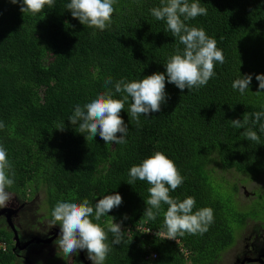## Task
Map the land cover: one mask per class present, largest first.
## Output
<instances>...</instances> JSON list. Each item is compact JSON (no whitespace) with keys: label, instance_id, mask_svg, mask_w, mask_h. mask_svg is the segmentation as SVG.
Listing matches in <instances>:
<instances>
[{"label":"trees","instance_id":"trees-1","mask_svg":"<svg viewBox=\"0 0 264 264\" xmlns=\"http://www.w3.org/2000/svg\"><path fill=\"white\" fill-rule=\"evenodd\" d=\"M68 3L54 0V7L33 15L23 14L19 3L0 0V121L5 125L0 145L15 172L7 190L30 199L42 193L40 207L51 221L60 201L87 198L94 206L103 196L119 193L123 202L118 208L100 221L92 217L106 231L110 223L122 222L120 245H112L108 232L111 251L104 264H222L249 219L264 222L255 202L250 210L242 203L241 182L227 176L237 171L261 179L264 188V118L252 123V113L264 112V90L255 78L264 74V0H199L207 15L186 23L216 39L224 63L216 62V74L198 90L182 92L166 79V103L160 112L141 115L139 124L128 115L129 97L120 113L128 124L124 144H105L99 135L86 140L87 133H79L68 118L77 105L109 88L113 98L122 99L126 93L114 91L121 79L166 73L168 59L184 45L151 14L161 0H117L111 26L103 31L73 18ZM245 74L252 75V82L241 94L232 84ZM109 76L113 84L106 86ZM245 113L249 123L234 128L231 120H242ZM247 128L257 132L258 142L245 139ZM157 151L173 160L184 177L170 196L181 202L193 197V212L213 209L214 220L203 235L167 239L168 205L163 203L155 220L143 216L151 185L128 184L129 170ZM255 200L264 203V191ZM0 241L6 247L0 250V264H13L12 234L0 229ZM58 257L45 264H66Z\"/></svg>","mask_w":264,"mask_h":264},{"label":"clouds","instance_id":"clouds-1","mask_svg":"<svg viewBox=\"0 0 264 264\" xmlns=\"http://www.w3.org/2000/svg\"><path fill=\"white\" fill-rule=\"evenodd\" d=\"M10 2L19 3L23 14L30 12L35 15L44 11L45 6L54 7V0H10ZM116 3L117 0H70L66 8L82 25L103 31L111 26ZM150 12L156 20L166 22L167 30L173 37L178 38L184 48L182 52L177 48L176 54L168 59L165 64L166 73L156 72L139 81L128 82L121 79L115 82L114 91L126 93L122 99L113 98V91L109 88L83 106L77 105L68 121L73 126H78L79 133H87L86 140L94 139L99 135L105 144L127 143L125 137L128 133V124L120 113L125 109L129 97L132 103L128 115L139 124L141 115L148 117L151 113L160 112L161 105L166 103V79L182 92L184 89L198 90L206 86L216 74V62L221 65L224 63L223 50L217 47L216 39L209 37L202 27L197 28L186 23L198 16L207 15V9L200 5L199 0L192 3H189V0H161V6L150 9ZM255 78L259 81V89L264 90V74H258ZM251 82V74L241 75L234 80L232 87L244 94L249 90ZM112 84V78L107 77L105 85ZM259 92L262 91L256 93ZM262 118L264 112L252 113L253 124L258 123ZM249 119V115L245 113L242 120L233 119L231 123L234 128L241 129L249 123ZM4 127V123L0 121V129ZM64 127L65 124L57 130H63ZM260 131L264 132V124H260ZM242 134L248 141L258 142L260 139L257 132L251 128H247ZM14 177L15 172L12 170L7 150L0 145V209L7 207L13 197L7 189L14 184ZM129 177L127 183L130 185L136 180L147 181L151 185L148 188L150 196L145 201L147 207L143 216L155 220L162 203L168 205L164 213L167 239L176 240L178 235L183 236L185 233L203 235L208 231L214 220L213 209L206 207L193 212L196 204L193 197H187L181 202L170 196V190L175 191L183 183L184 177L173 160L165 154L157 151L144 159L141 164L132 166ZM122 202L119 193L103 196L94 206L87 198L80 203L58 202L51 214L52 226L60 225V235L53 242L57 250L71 258L78 255L79 251L82 255V250H87L88 259L92 264H104L111 251L107 243L108 232L114 237L112 245H120L124 238L122 222L110 223L106 231L99 223H94L92 217L100 221L102 216L118 208ZM124 218L127 219L126 216Z\"/></svg>","mask_w":264,"mask_h":264},{"label":"rangeland","instance_id":"rangeland-1","mask_svg":"<svg viewBox=\"0 0 264 264\" xmlns=\"http://www.w3.org/2000/svg\"><path fill=\"white\" fill-rule=\"evenodd\" d=\"M43 51L47 53V48L46 47L43 48ZM227 172H228L227 176L231 181L238 180L239 182H241L239 196L241 198L242 203L246 204L245 207L250 210L253 206V203L255 202L254 210L257 213L264 212L263 201L258 202L257 200H255L258 194L264 191L262 180L253 179L249 177V175L240 172L237 173V171H227ZM42 195H43L42 193L36 195L33 199V202L31 200L29 202L20 200V202L24 201L25 203L24 204L25 207H21V209H23L21 212L22 216L20 217L21 218L20 224L22 226H24L25 223L30 222L33 218H36L37 216L41 217V215L46 214L43 208L39 207L40 198L42 197ZM20 202L19 204H21ZM36 211L38 213H36ZM4 221H5V216L0 215V222L2 223ZM44 221L48 224L50 223L49 219H44ZM249 221L250 222L245 227L242 235H239L238 242L225 253L222 264H240L243 258H245V256L252 258H261L263 261L258 260L254 262H261L262 264H264V222L261 220H250V219ZM56 227L59 231L60 227L58 225H56ZM18 232L20 234V231ZM55 237L57 238L58 235H56ZM54 240H52V242H43L45 245L44 246L42 245L41 247H47L48 252L43 251L39 245H36L34 249H32L33 246L24 247L23 242H21L20 244L22 246L20 247L21 251L17 250L16 259L13 264H38L39 261L44 262L45 264L48 258L50 256L52 257L54 253H60L57 250V247L53 243ZM48 243H51L52 245L47 246ZM255 250L258 251L256 256L254 254ZM80 257H81V251H79L78 255H74L72 258L67 257L65 262L66 264H85L82 260V257L81 258ZM84 257L87 259L89 264H92V261L88 259L87 250H84ZM62 260H63V255L62 256L59 255L57 262L62 263ZM247 262H252V261H247ZM254 262L253 264H256ZM186 264H192V263H186Z\"/></svg>","mask_w":264,"mask_h":264},{"label":"flooded vegetation","instance_id":"flooded-vegetation-1","mask_svg":"<svg viewBox=\"0 0 264 264\" xmlns=\"http://www.w3.org/2000/svg\"><path fill=\"white\" fill-rule=\"evenodd\" d=\"M10 193L13 194V197H12L11 201L9 202L8 206L0 209V215L5 216V221L2 223L0 222V229L1 230L4 229V230H6L12 234V238L14 240V246H16V248H17L15 250L21 251L20 247H22V246L20 244H21V242H23L24 247L33 246L32 249H34L36 247V245H39L43 251L48 252L47 247H41L42 245L43 246L45 245L43 242H52V240H54L56 238L55 237L56 235H58V236L60 235L58 233L60 230L58 231L56 225L52 226V223H51L52 221L48 217H46L45 215H41V217L37 216L36 217L37 219L33 218L30 222H27V223H25L24 226H22L20 224V221H21L20 217L22 216L21 212L23 210V209H21V207H25L24 201L29 202L31 200L33 202L34 197L32 199H30L29 194L25 198L23 193H15V192H10ZM20 200H24V201L20 202ZM18 201L21 204H19ZM39 207H40V204H39ZM36 213H38V212L36 211ZM44 219H49L50 223L49 224L46 223L44 221ZM18 231H20V234ZM51 245H52L51 243L47 244V246H51ZM257 252H258L257 250L254 251L255 256H256ZM56 254H59L60 256L63 255L62 252L54 253L52 255V257H55ZM81 257H82V260L85 264H89L87 259L84 257V250H83V254L81 255ZM49 258H51V256ZM66 258L67 257L63 255V260H66ZM254 263L262 264L261 262H254ZM245 264H253V262H245Z\"/></svg>","mask_w":264,"mask_h":264},{"label":"water","instance_id":"water-1","mask_svg":"<svg viewBox=\"0 0 264 264\" xmlns=\"http://www.w3.org/2000/svg\"><path fill=\"white\" fill-rule=\"evenodd\" d=\"M60 232V231H59ZM58 232V233H59ZM19 242V241H18ZM258 260H261V261H263L261 258H252V257H245L244 259H243V261L241 262V264H245V262H247V261H258Z\"/></svg>","mask_w":264,"mask_h":264},{"label":"built area","instance_id":"built-area-1","mask_svg":"<svg viewBox=\"0 0 264 264\" xmlns=\"http://www.w3.org/2000/svg\"><path fill=\"white\" fill-rule=\"evenodd\" d=\"M0 250L5 251L6 247L4 246V244L0 241Z\"/></svg>","mask_w":264,"mask_h":264}]
</instances>
